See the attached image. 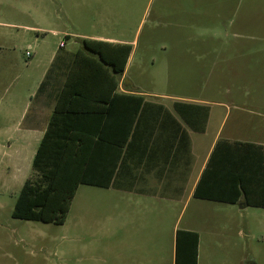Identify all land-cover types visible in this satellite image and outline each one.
<instances>
[{
  "label": "rangeland",
  "instance_id": "obj_1",
  "mask_svg": "<svg viewBox=\"0 0 264 264\" xmlns=\"http://www.w3.org/2000/svg\"><path fill=\"white\" fill-rule=\"evenodd\" d=\"M38 28L58 31L51 44L66 41L68 51L79 44L63 32L130 43L123 81L152 99L219 105L211 131L227 113L226 130L243 110L264 116V0H0V264H82L84 246L96 245L84 242L79 218L96 202L84 197L88 185L62 224L12 216L24 181L36 174L37 145L8 136L15 109L36 88L38 69L26 51L34 52ZM202 202L180 222L189 219L200 234L199 264H264V209Z\"/></svg>",
  "mask_w": 264,
  "mask_h": 264
},
{
  "label": "crops",
  "instance_id": "obj_2",
  "mask_svg": "<svg viewBox=\"0 0 264 264\" xmlns=\"http://www.w3.org/2000/svg\"><path fill=\"white\" fill-rule=\"evenodd\" d=\"M62 34L65 39L73 37L80 47L78 36L66 32ZM49 35L56 37L59 32L38 28L36 47L32 51L38 69L36 88L28 93L24 106L15 109L17 111L9 123L10 141L37 145V149L48 129L57 98L79 48L68 51L67 42L62 40L54 46ZM80 38L124 42L108 37ZM122 76L118 77L119 85L114 92L141 94L144 103L135 115L123 147H118L123 140L119 104H115V112L100 133L99 141V135L89 139V142H99L101 147L112 149V155L103 151V156L120 157L109 185H88L90 188L84 193V197H93L96 202L86 204L84 213L79 216L85 233L83 238L86 244L96 245L89 250L87 245L84 246L82 264H175L177 231L198 232L189 219H186V227H180L183 212L191 204L197 211L202 201L209 200L195 197L194 192L217 141L224 138L264 145V116L243 110L246 114L237 115L226 130L227 113L211 131L219 105L178 96H170L165 102L152 99L143 91L132 90L134 86L125 83ZM99 93L106 95L104 90ZM94 106L100 110L106 107L101 102ZM243 127L251 129L254 137L244 136L243 130L238 131ZM79 187L67 218L75 205Z\"/></svg>",
  "mask_w": 264,
  "mask_h": 264
},
{
  "label": "trees",
  "instance_id": "obj_3",
  "mask_svg": "<svg viewBox=\"0 0 264 264\" xmlns=\"http://www.w3.org/2000/svg\"><path fill=\"white\" fill-rule=\"evenodd\" d=\"M77 41L80 47L33 158L36 174L24 181L16 199L15 218L62 224L79 185L108 186L120 156H103V151L112 155V149L89 139L99 135V141L119 104L123 140L118 147H123L144 103L141 94L114 92L133 49L130 43L80 37ZM102 90L106 95L99 93ZM100 102L106 105L102 110L94 106ZM194 195L264 208V145L220 138ZM198 245V232L179 229L175 264H198Z\"/></svg>",
  "mask_w": 264,
  "mask_h": 264
},
{
  "label": "built area",
  "instance_id": "obj_4",
  "mask_svg": "<svg viewBox=\"0 0 264 264\" xmlns=\"http://www.w3.org/2000/svg\"><path fill=\"white\" fill-rule=\"evenodd\" d=\"M64 45V43L62 42L61 43V46H63ZM26 56L27 57H31L32 56V49H31V47H29L28 49H27V51H26Z\"/></svg>",
  "mask_w": 264,
  "mask_h": 264
},
{
  "label": "water",
  "instance_id": "obj_5",
  "mask_svg": "<svg viewBox=\"0 0 264 264\" xmlns=\"http://www.w3.org/2000/svg\"><path fill=\"white\" fill-rule=\"evenodd\" d=\"M247 205V203L245 202V203H243L242 205L240 204V206L241 207H243V206H246Z\"/></svg>",
  "mask_w": 264,
  "mask_h": 264
}]
</instances>
